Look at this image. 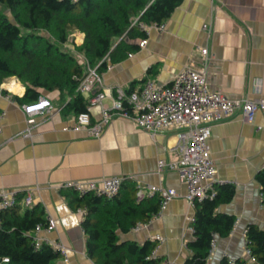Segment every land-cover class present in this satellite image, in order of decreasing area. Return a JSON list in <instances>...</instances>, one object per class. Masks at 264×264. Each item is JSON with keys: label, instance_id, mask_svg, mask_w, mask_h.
<instances>
[{"label": "crops", "instance_id": "obj_1", "mask_svg": "<svg viewBox=\"0 0 264 264\" xmlns=\"http://www.w3.org/2000/svg\"><path fill=\"white\" fill-rule=\"evenodd\" d=\"M164 23V30L149 26L145 46L119 61L108 60L109 66L101 71L107 86L135 89L148 78L168 83L192 63L205 66L209 86L229 97H264V0H183ZM72 33L74 43L82 44L84 33ZM200 46L208 47L207 58ZM1 87L6 91L0 92V190L21 189L23 194L31 190L34 204L44 205L47 219L55 218V229L33 231L41 239L61 241L67 247L66 255L51 264H96L87 252L82 207L71 204L63 185L111 175L125 176L136 186L142 182L177 190L160 214L142 222L145 225L139 230L132 227L120 236L144 243L161 235L155 255L169 264H185L191 255L188 241L194 238L188 217L195 214V208L185 198L187 185L179 172L159 169L160 159L179 158L177 127L153 134L128 117L116 116L96 137L87 130L73 129L78 113L66 109L70 98L63 99L59 90L42 89L41 94L54 104L53 112L38 115L32 136L23 137L20 134L27 127L23 105L28 102H20L14 95L22 97L26 86L12 75ZM104 103L111 105V97ZM93 112L98 118L100 107L95 106ZM209 143L218 181L234 189L231 199L217 208L235 216L234 228L228 236L216 235L217 245L207 262L222 264L226 253L243 256L249 225L264 228L258 179L264 170V110L257 111L253 122L237 112L214 123ZM22 204L27 207L24 197Z\"/></svg>", "mask_w": 264, "mask_h": 264}, {"label": "trees", "instance_id": "obj_2", "mask_svg": "<svg viewBox=\"0 0 264 264\" xmlns=\"http://www.w3.org/2000/svg\"><path fill=\"white\" fill-rule=\"evenodd\" d=\"M182 2L0 0V86L7 77L15 75L26 86L22 97L14 95L20 102L37 99L42 89L59 90L63 99L70 98L66 109L78 114L86 111L89 100L78 91L86 75L79 52H84L101 72L107 68L104 57L116 62L137 50V40L148 35L143 24L164 22ZM74 31L85 35L82 44H75L76 50L64 45ZM258 179L264 193V170ZM217 189L214 197L196 203L194 238L188 241L191 255L185 264H207L213 239L216 235L228 236L234 228L235 216L217 210L221 202L231 199L234 189L227 184H218ZM65 194L75 208H87L82 224L88 255L96 264H163L164 258L155 255L157 239L139 243L120 236L136 224L148 222L159 211V195L138 199L137 186L127 180L114 197L93 192L79 194L72 187H66ZM23 197L20 193L14 206L0 211V263L51 264L62 253L49 243L36 247L33 235L38 224H47L46 209L41 203L24 207ZM246 236L257 258L255 264H264V228L253 223ZM5 257L9 261L4 263ZM237 261L245 264L242 257ZM222 264H228L227 258Z\"/></svg>", "mask_w": 264, "mask_h": 264}, {"label": "built area", "instance_id": "obj_3", "mask_svg": "<svg viewBox=\"0 0 264 264\" xmlns=\"http://www.w3.org/2000/svg\"><path fill=\"white\" fill-rule=\"evenodd\" d=\"M160 30L165 29V23L154 24ZM144 27L149 26L143 24ZM75 42V41H74ZM71 42V36L65 46L74 49L75 43ZM148 38L140 40V45L145 46ZM204 58L209 56L208 47H199ZM80 63L86 69V75L81 80L78 91L88 98V108L80 112L73 126L74 130H87L91 135L99 137L105 127L116 116H124L132 119L134 123L143 129L156 134L170 127H177V144L179 158L174 161L159 160V169H172L179 172L181 179L187 185L185 198L192 207H196L198 201L207 197H214L217 193V167L211 154L209 139L213 124L232 117L240 112L247 122L255 120L257 111L264 110V97L251 99L248 97L232 98L222 90L213 89L209 86L207 70L205 66L187 64L178 71L168 83L160 84L152 78L146 79L144 84L132 90H125L120 86H107L103 75L92 65L90 59L84 52H79ZM107 60L109 57H104ZM102 60V61H103ZM4 88L0 86V92ZM106 97H111L112 104L104 103ZM100 107V115L94 118L93 108ZM26 113L27 127L21 132V136H32L33 130L38 124V115L53 112L54 104L47 95L40 94L33 101L23 105ZM1 132V126H0ZM126 177L111 175L99 179H88L85 181H68L63 186L76 189L79 194L93 192L107 197L116 196L122 187ZM21 189L0 190V211L14 206L19 201ZM175 188H166L162 185L142 183L137 184L138 199L159 195L161 197L160 214L177 196ZM264 199V193L261 192ZM24 202L27 206L34 204L31 190L24 194ZM81 211L87 213V208ZM195 214L188 217V229L194 233ZM1 224V217H0ZM145 223L136 224L133 229L139 230ZM57 227L55 218L49 216L46 225L38 224L34 231L42 229L53 230ZM160 242L161 235L154 237ZM35 246L41 247L43 243H49L58 249L62 255H66L67 247L61 241L41 239L34 235ZM159 244V243H158ZM217 245L216 238L212 241L211 252ZM228 264H238L237 258L225 254ZM245 264H255L257 258L251 247L246 243L245 252L242 256ZM9 258H4V263ZM1 264V263H0ZM169 264V262H164Z\"/></svg>", "mask_w": 264, "mask_h": 264}, {"label": "rangeland", "instance_id": "obj_4", "mask_svg": "<svg viewBox=\"0 0 264 264\" xmlns=\"http://www.w3.org/2000/svg\"><path fill=\"white\" fill-rule=\"evenodd\" d=\"M73 35V33L71 34V42H74L75 41V36H72Z\"/></svg>", "mask_w": 264, "mask_h": 264}, {"label": "bare ground", "instance_id": "obj_5", "mask_svg": "<svg viewBox=\"0 0 264 264\" xmlns=\"http://www.w3.org/2000/svg\"><path fill=\"white\" fill-rule=\"evenodd\" d=\"M12 84H13V83H12ZM12 84H11V85H12ZM15 85H16V84H15ZM15 85H12V86L15 87Z\"/></svg>", "mask_w": 264, "mask_h": 264}]
</instances>
